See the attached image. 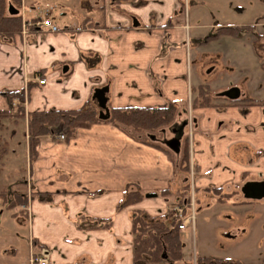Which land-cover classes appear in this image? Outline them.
Returning a JSON list of instances; mask_svg holds the SVG:
<instances>
[{"label":"crops","instance_id":"obj_1","mask_svg":"<svg viewBox=\"0 0 264 264\" xmlns=\"http://www.w3.org/2000/svg\"><path fill=\"white\" fill-rule=\"evenodd\" d=\"M189 2L182 11V0H109L104 22L80 15L77 24L58 32L32 26L39 17L23 19L21 0L14 7L17 13L12 15L21 17L22 29L12 39L0 35V111L7 108V92H22L24 100L14 97L12 104L20 103L25 116L18 121L0 116V127L8 120L14 128L9 140L1 139L0 174L8 165L5 156L23 143L28 179L22 189L16 182L13 194L0 191V264H36L32 259L45 249L47 264H133V210L163 217L180 206V199L185 215H194L180 230L182 264H194L198 257L245 264L264 259V198L247 199L241 192L247 182L264 181V91L255 77L248 85L238 84L241 94L235 104L218 97L226 87L215 90L216 103L192 107L202 84L195 88L188 78L187 44L191 29L200 27L190 23ZM244 25L252 41L248 45L264 48V22L254 25L261 28L259 40L257 34L251 37L253 25ZM260 68L264 71V60ZM39 79L46 82L40 84ZM103 86L108 87L109 109L174 102L179 116L188 108L187 131L174 126L134 137L127 129L101 121L79 126L65 139L38 137L30 157L29 112L79 109L90 100L99 112L92 95ZM17 124L25 130L22 142ZM186 139L188 172L175 162ZM9 169L21 168L11 163ZM212 189L226 197L219 200ZM136 191L143 198L118 209L126 194ZM19 193L26 202L12 204ZM39 193L48 199L40 200ZM148 193L156 196L146 197ZM96 219H110L111 227H94ZM183 229L191 232V246ZM216 238L242 240L232 249L220 247Z\"/></svg>","mask_w":264,"mask_h":264},{"label":"rangeland","instance_id":"obj_2","mask_svg":"<svg viewBox=\"0 0 264 264\" xmlns=\"http://www.w3.org/2000/svg\"><path fill=\"white\" fill-rule=\"evenodd\" d=\"M106 1L109 0H21V6L23 19L30 21L35 17L49 16L54 19L59 29H63L69 24H77L80 15L88 17L92 22H104L109 11V4ZM186 3L182 0V11ZM189 3L191 25H200V27L191 29L190 43L187 44L189 47L188 78L190 83L195 88L198 84L209 85L211 90L209 88L208 90L213 98L217 88L237 87L238 84L245 86L252 78L256 77L260 83L259 90L264 91V71L260 68V64L264 60V55L261 54L264 52V48L262 47L260 51L258 46L255 50V47L248 45H252V41L249 40L244 30L248 25L241 26V24L253 25L251 37H255L257 34L256 37L259 40L258 32L261 28L254 25L264 22V0H190ZM228 26L238 27L237 36L239 37L225 33L222 28ZM213 103H216V100H213ZM180 112L181 110L179 116L177 115L176 123L181 118L180 130L181 132L187 131L188 108L184 114ZM1 124L3 126L0 127V146L3 143L1 139L4 137L9 140L11 131L14 129L8 120H3ZM22 128V124H17L15 127L18 140L20 139L21 142L25 131ZM56 134L60 139L59 136L62 133ZM22 144L15 146V151L5 156L8 165L6 171L0 174V191L5 189L7 196L13 194L12 192L17 187L16 182L21 186V189L27 183V155ZM11 163L18 164L21 169L18 172H12V168L9 169ZM190 233L188 229L181 231L187 244L191 246L193 237ZM197 236L200 243V231L197 232ZM215 240V243L220 247L233 249L242 239L221 238L219 240L216 238ZM208 245L212 250L217 251L215 245L209 243Z\"/></svg>","mask_w":264,"mask_h":264},{"label":"trees","instance_id":"obj_3","mask_svg":"<svg viewBox=\"0 0 264 264\" xmlns=\"http://www.w3.org/2000/svg\"><path fill=\"white\" fill-rule=\"evenodd\" d=\"M133 1V0H116ZM9 3L17 7L20 0H0V35L12 39L21 33L22 20L18 15L8 13ZM91 25L92 23L89 22ZM33 26V25H32ZM31 28V27H29ZM225 33L238 35V27H224ZM17 97L20 102L24 100L22 92H7L5 101L6 110L0 111V116L15 117L16 121L25 116L24 109L20 103L13 106L12 100ZM214 98L210 96L207 85L197 87L196 96L192 100V107L212 105ZM228 104H235L238 100H227ZM245 102H255L253 99H242ZM15 108V113L10 111ZM110 115L107 119H100L98 110L93 105L92 100L88 101L79 109H54L32 111L27 114L26 132L28 134V146L31 150L30 157L35 154V147L38 137H57L56 133H63L66 137L72 135L79 126H87L91 123L110 121L116 126L127 129L134 137L146 136L149 133L157 132L166 128L173 129L174 126L180 130V125L176 124L178 107L171 102L163 107H111ZM177 131V130H176ZM181 132V130H180ZM176 167L179 170L188 172L190 169V152L187 139L179 149L178 157L175 159ZM187 185L184 187L186 191ZM219 200H223L226 195L220 189H212ZM167 192V190L163 191ZM5 193H2L4 196ZM143 194L139 191L126 194L124 201L118 205V209L123 208L139 199ZM40 200H47L48 196L39 193ZM188 201V199L186 198ZM26 202V198L19 193L14 198L12 204L20 205ZM184 201L180 199L178 204ZM104 222V223H102ZM132 235H133V264H182V241L180 238L181 221L176 217L174 208L163 217H151L144 210H133L131 215ZM102 223V224H101ZM112 221L96 219L94 227H111ZM194 264H245L238 260L228 258L198 257ZM257 264H264V259Z\"/></svg>","mask_w":264,"mask_h":264},{"label":"water","instance_id":"obj_4","mask_svg":"<svg viewBox=\"0 0 264 264\" xmlns=\"http://www.w3.org/2000/svg\"><path fill=\"white\" fill-rule=\"evenodd\" d=\"M8 11L11 14L17 13V10L11 4L8 7ZM108 91L107 86L95 88L92 98L96 101L99 111L100 119H107L110 115L109 108L107 107V96L106 93ZM240 89L235 86H231L221 92L218 93V97H223L228 100H238L240 98ZM241 192L244 198L247 199H260L264 198V181L259 182H247L242 188ZM146 197H153L156 194L148 193L145 195Z\"/></svg>","mask_w":264,"mask_h":264},{"label":"built area","instance_id":"obj_5","mask_svg":"<svg viewBox=\"0 0 264 264\" xmlns=\"http://www.w3.org/2000/svg\"><path fill=\"white\" fill-rule=\"evenodd\" d=\"M30 24H28L29 26ZM31 25H33L34 27H44L47 28L49 31L51 32H58L59 27L54 24L50 19L48 18H42L39 20H36L35 22L31 23ZM46 82L45 79H39V83L40 84H44ZM60 139H64L65 136L63 134H61L59 136ZM192 209H193V202L191 201L189 204ZM185 207L184 206H177L175 207V212H176V217L181 221V226H185L187 225L193 218L194 215L192 213V215L190 216H186L185 215ZM49 260V253L48 250H44L41 254V256L39 257H34L32 259V262L36 263V264H47Z\"/></svg>","mask_w":264,"mask_h":264}]
</instances>
